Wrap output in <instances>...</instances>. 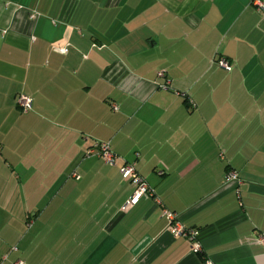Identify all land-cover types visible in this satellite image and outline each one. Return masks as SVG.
Returning a JSON list of instances; mask_svg holds the SVG:
<instances>
[{
	"label": "crops",
	"instance_id": "1",
	"mask_svg": "<svg viewBox=\"0 0 264 264\" xmlns=\"http://www.w3.org/2000/svg\"><path fill=\"white\" fill-rule=\"evenodd\" d=\"M97 141L115 163L87 155ZM124 162L152 189L136 204ZM259 235L264 8L0 0V264H264Z\"/></svg>",
	"mask_w": 264,
	"mask_h": 264
},
{
	"label": "built area",
	"instance_id": "2",
	"mask_svg": "<svg viewBox=\"0 0 264 264\" xmlns=\"http://www.w3.org/2000/svg\"><path fill=\"white\" fill-rule=\"evenodd\" d=\"M253 4L256 5L258 10L260 11H262L264 8L263 2L261 0H253ZM217 63L227 71H230L232 69V64L228 59L224 57H220L219 59H217ZM160 74L162 75L163 73ZM18 104L23 111H28L32 108V99L28 95L20 94L18 96ZM87 155L102 156L108 163H115L118 158L117 155L111 150L109 143L100 141L95 142L88 149ZM120 172L123 179L130 180L131 183H133L136 187L135 192L129 201L131 204H136L139 199L145 194L152 193V189L145 181V179L139 174L134 162H124L120 168ZM225 182L227 184H237L239 182L238 174L235 171H229L225 176ZM165 215L168 219L167 229L174 235H182L191 239L192 251L195 253H201L203 251V248L199 240L198 231L196 229L187 228L183 224L179 213L165 209ZM30 224L31 222L29 223V225ZM256 240L257 242L264 244V235L257 236ZM16 264L25 263L20 260L16 262ZM203 264L214 263L210 260H206Z\"/></svg>",
	"mask_w": 264,
	"mask_h": 264
}]
</instances>
